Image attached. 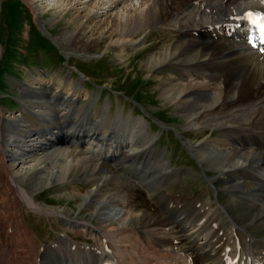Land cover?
Wrapping results in <instances>:
<instances>
[{
  "label": "bare ground",
  "instance_id": "1",
  "mask_svg": "<svg viewBox=\"0 0 264 264\" xmlns=\"http://www.w3.org/2000/svg\"><path fill=\"white\" fill-rule=\"evenodd\" d=\"M29 3L37 15L54 9L63 16L74 9L78 13L77 25L85 21L81 29H90V34L79 43L85 48L118 45L121 47L118 59L122 61L129 54L124 50L126 45L147 48L148 31L170 21L176 39L165 42L159 52L149 56L146 67L155 72L161 64L174 63V70L162 79L161 97L175 105L187 128L202 130L205 125L220 129L218 136L206 137L199 144L191 145L185 137L183 140L206 167L218 171L229 187L236 186L239 190L234 192L235 204L213 208L180 193L177 185L168 188L153 185L148 189L161 199V211L158 215L134 211L124 207L125 200L116 194L119 189L107 190L108 179L117 178L120 183L126 179L116 174L100 177L91 170L100 169L108 154L110 157L122 144L126 145L119 143L122 136L117 135L119 142L105 146L89 140L77 157L73 149L72 152L66 151L65 146L55 148V159L50 164V156L40 152L45 148L35 138L21 146V137H16L19 134L9 136L2 141L4 146L0 145L2 153H12L8 165L0 157V185L4 186L0 190V264H264V51L245 41L246 34L259 20L257 16L264 20V0H29ZM77 32L76 27L65 34L71 38ZM34 79V85L29 86L31 92H42L47 99L41 102L50 104L52 98L47 90L51 92V80L45 81L40 75ZM73 98L63 96L69 103ZM26 99L22 101L24 106L45 116L37 129L48 128L54 116L36 107V101ZM25 114L23 110L14 115L19 126L25 123ZM65 115L66 111L58 113L59 118ZM1 130L0 139L5 129ZM51 131L50 137L57 134ZM125 135L144 140L143 133L135 129ZM9 142H15L17 148L11 150ZM146 145L143 142L142 147L146 149ZM132 165L135 174L132 178L152 183L154 177L143 171L144 162ZM82 178L92 186L85 191L73 189L82 199L80 210H90L100 220L99 226L37 202L36 194L41 190ZM250 180L257 181L256 188ZM22 205L52 217L59 215L69 224V231L95 242L74 239L64 228L56 243L35 247L33 232L22 217ZM224 214L231 219L228 228L221 219ZM220 236L230 240V249L218 243Z\"/></svg>",
  "mask_w": 264,
  "mask_h": 264
},
{
  "label": "rangeland",
  "instance_id": "2",
  "mask_svg": "<svg viewBox=\"0 0 264 264\" xmlns=\"http://www.w3.org/2000/svg\"><path fill=\"white\" fill-rule=\"evenodd\" d=\"M56 11L58 10L47 9L44 13L37 15L29 0H0V106L2 109L10 115L16 113L20 107L16 98L20 95L21 86L24 83L33 86L34 77L40 75L45 81H52L51 92L50 89L47 90L51 98H53L52 92H59L58 88H62L60 91L63 90L62 99L64 95L70 94L73 97L80 92L73 107L70 106L69 109L81 114L86 112L91 122L100 123V130H104L102 134L112 123L118 126L123 125L121 129L125 130L119 129L117 134L123 137V141L119 142L120 139L117 138L114 141L125 143L127 149L124 155L119 157L116 165L119 163L123 166L124 157L135 160L137 154L143 155L147 151L146 154L155 162L153 164L152 161L144 162L143 171H147L154 180L152 183L148 179L140 180L147 182L149 187L154 185L168 188L171 185H177L180 193L191 198H198L213 208L220 207L221 204L228 206L235 204L237 197L234 195L239 187H229L218 171L206 167L191 150L192 146L181 145L182 141L178 137L190 139L191 145L199 144L206 137L218 136L220 129L205 125L202 126V130L187 128L186 120L177 112L175 105L161 97L163 80L167 73L176 67L174 63L161 64L155 72H149L146 67L149 56L159 52L165 42L170 43L176 39L172 23L166 21L164 26L149 30L145 38L147 48L139 49L126 45L124 50L129 54L127 59L122 61L118 59L121 50L118 45L102 44L85 48L79 43L83 37L86 38V34H90V29L85 31L81 29L85 21L77 25L78 13L74 9L68 10L63 16L56 14ZM104 19L103 17V21ZM91 25L95 27L94 23ZM76 27L77 34L71 38L67 37L65 31L74 30ZM40 98L26 100L47 99V97L43 98V95ZM22 100H24L23 96ZM65 107L67 105L60 106L61 111L57 110L58 113L65 111ZM29 118L31 119L30 127L35 128L33 117ZM5 126L0 112V131ZM134 129L143 133V141L131 139L125 135L127 131ZM23 130L24 128L18 133L25 134L27 130ZM9 136H16V134L12 135L11 132L3 131L0 145ZM144 141L149 145L146 149L142 147ZM131 142L135 144L133 147ZM71 149L70 147L65 150L72 152L74 150L76 152L73 154H76V157L81 156L77 148ZM139 150L142 152H136ZM53 151L50 148L40 151L44 152V156H50L49 164L55 159ZM10 153L11 151L2 153L0 149V157L6 164L10 162L7 158L12 157ZM131 164L129 166L126 164V167L130 168ZM116 167L111 161H105L100 169L91 170L100 177L112 176V174L115 177L116 174L126 179L124 183H120L117 178L107 180L109 191L116 192L118 189L120 191L126 188L123 192L116 193L119 198L123 197L125 200L123 204L125 208L139 212L150 211L158 215L162 206L161 199L150 194L137 179L128 177ZM250 183L256 188L257 181L250 180ZM5 184L8 186L7 183ZM23 185L27 186L25 183ZM91 186L92 183L86 178L55 183L36 194L37 202L46 207L56 208L55 210H64L67 215L79 221L91 220L93 224L99 226L100 220L93 217L90 210H80L82 199L73 190L76 187L78 190L85 191ZM3 187H0V190H3ZM220 210L223 212L222 209ZM21 213L25 226L33 232V241L37 248L56 243L64 228L67 229L69 226L59 215L52 217L47 213L34 212L25 205H22ZM225 214L221 215V219L228 228L231 219ZM140 220L143 221L144 216ZM66 231L79 241L95 242L93 238H84L73 234L68 229ZM254 233L257 232L254 231ZM259 234V237L262 236ZM220 238L222 239L218 243L222 242L223 248L230 249L228 243L230 240L224 236Z\"/></svg>",
  "mask_w": 264,
  "mask_h": 264
},
{
  "label": "snow or ice",
  "instance_id": "3",
  "mask_svg": "<svg viewBox=\"0 0 264 264\" xmlns=\"http://www.w3.org/2000/svg\"><path fill=\"white\" fill-rule=\"evenodd\" d=\"M261 31L264 32V27L261 28ZM264 39V38H262ZM261 51H264V49H261Z\"/></svg>",
  "mask_w": 264,
  "mask_h": 264
},
{
  "label": "water",
  "instance_id": "4",
  "mask_svg": "<svg viewBox=\"0 0 264 264\" xmlns=\"http://www.w3.org/2000/svg\"><path fill=\"white\" fill-rule=\"evenodd\" d=\"M70 123H67V125H69Z\"/></svg>",
  "mask_w": 264,
  "mask_h": 264
}]
</instances>
